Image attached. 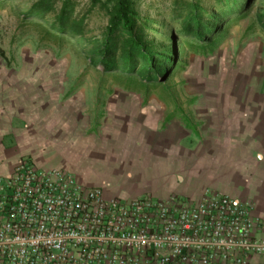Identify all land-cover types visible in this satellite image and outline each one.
<instances>
[{"label": "crops", "instance_id": "crops-1", "mask_svg": "<svg viewBox=\"0 0 264 264\" xmlns=\"http://www.w3.org/2000/svg\"><path fill=\"white\" fill-rule=\"evenodd\" d=\"M0 68L7 73L0 80V178L26 156L109 197L197 201L210 189L250 200L264 219V115L249 108L252 100L227 106L204 96H85L57 80H13ZM258 263L264 256L251 259Z\"/></svg>", "mask_w": 264, "mask_h": 264}, {"label": "built area", "instance_id": "built-area-1", "mask_svg": "<svg viewBox=\"0 0 264 264\" xmlns=\"http://www.w3.org/2000/svg\"><path fill=\"white\" fill-rule=\"evenodd\" d=\"M262 231L250 200L210 189L109 197L26 156L0 178V264H251Z\"/></svg>", "mask_w": 264, "mask_h": 264}, {"label": "rangeland", "instance_id": "rangeland-1", "mask_svg": "<svg viewBox=\"0 0 264 264\" xmlns=\"http://www.w3.org/2000/svg\"><path fill=\"white\" fill-rule=\"evenodd\" d=\"M34 1L0 0V65L11 70L13 80L21 79V75L26 80L33 77L57 80L67 91L83 88L85 96L101 93L179 98L204 96L215 97L220 102L229 101L227 106L232 101L239 106V102L250 99L248 106L254 114L264 115V33L254 25L255 16L264 11V0H256L246 17L232 23L226 38L210 54L189 51L184 55L186 46L179 42L183 64L167 82L149 87L117 74H104L89 61L93 49L91 37L99 36L107 25V10L112 0H68L73 6L75 20L82 22L84 37L60 40L43 30L42 27L47 26L35 24L26 17L27 8ZM51 1L57 9L66 0ZM175 1L135 0V7L141 16L147 17L154 31L164 27L177 29L173 19ZM202 3L207 11H213V0ZM148 36L155 39L157 51L170 44L163 43L152 30ZM4 74L7 73L0 70V80L4 79ZM190 139L194 143L201 140L195 133ZM179 197L188 199L183 195Z\"/></svg>", "mask_w": 264, "mask_h": 264}, {"label": "trees", "instance_id": "trees-1", "mask_svg": "<svg viewBox=\"0 0 264 264\" xmlns=\"http://www.w3.org/2000/svg\"><path fill=\"white\" fill-rule=\"evenodd\" d=\"M255 1L213 0V11H207L203 0H176L173 19L178 28L154 31L147 17L136 9L135 0H112L107 25L99 36L91 37L89 61L104 74L136 80L143 87L161 85L183 64L179 42L186 46L184 55L189 51L212 53L226 38L231 24L246 17ZM26 17L47 26L42 28L53 39L84 37L82 22L75 20L68 0L57 9L51 0H36L27 8ZM254 25L264 33V11L255 16ZM150 30L169 46L157 51L155 39L148 36Z\"/></svg>", "mask_w": 264, "mask_h": 264}]
</instances>
